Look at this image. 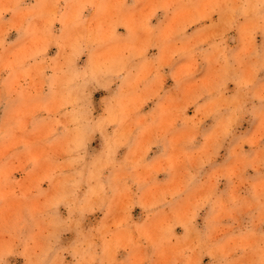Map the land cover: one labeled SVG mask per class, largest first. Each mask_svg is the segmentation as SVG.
<instances>
[{
    "label": "rangeland",
    "instance_id": "1",
    "mask_svg": "<svg viewBox=\"0 0 264 264\" xmlns=\"http://www.w3.org/2000/svg\"><path fill=\"white\" fill-rule=\"evenodd\" d=\"M0 264H264V0H12Z\"/></svg>",
    "mask_w": 264,
    "mask_h": 264
},
{
    "label": "clouds",
    "instance_id": "2",
    "mask_svg": "<svg viewBox=\"0 0 264 264\" xmlns=\"http://www.w3.org/2000/svg\"><path fill=\"white\" fill-rule=\"evenodd\" d=\"M12 0H0V16H2L4 11H8Z\"/></svg>",
    "mask_w": 264,
    "mask_h": 264
}]
</instances>
